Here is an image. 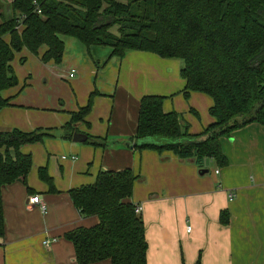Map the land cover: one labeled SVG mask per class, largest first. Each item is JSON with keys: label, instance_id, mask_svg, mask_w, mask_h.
<instances>
[{"label": "crops", "instance_id": "0c3cea01", "mask_svg": "<svg viewBox=\"0 0 264 264\" xmlns=\"http://www.w3.org/2000/svg\"><path fill=\"white\" fill-rule=\"evenodd\" d=\"M63 37L62 63L59 69L50 66L43 87L33 91L24 82L21 89L1 93L9 105L0 110V132L49 129L55 137L20 149L32 159L26 178L31 192L21 181L2 188L0 264H76L64 235L98 220L82 217L68 192L93 184L99 171L124 169L137 176L129 202L142 208L146 264H264V127L252 123L220 139L227 160L223 168L212 159L198 166L171 152L132 150L124 142L135 135L142 97H164L163 112L181 114L189 135L213 123L208 114L212 99L197 92L185 98V82L172 60L138 51L110 58L108 47L86 49ZM59 80L69 81L68 95L49 92V85L65 87ZM92 93L89 114L73 127L78 134L110 142L104 148L63 137L70 114L86 106ZM39 168H46L53 192L39 180ZM34 195L45 213L28 203ZM222 212L227 224L220 221Z\"/></svg>", "mask_w": 264, "mask_h": 264}, {"label": "trees", "instance_id": "16d2710c", "mask_svg": "<svg viewBox=\"0 0 264 264\" xmlns=\"http://www.w3.org/2000/svg\"><path fill=\"white\" fill-rule=\"evenodd\" d=\"M60 36L74 38L87 49L108 47L110 58L138 51L178 59L184 97L197 92L212 99L208 113L213 123L189 135L181 114L163 112L164 97H142L135 135L124 142L132 150L171 152L198 166L212 159L223 168L227 160L220 139L252 123L264 127V0H0V110L9 105L1 93L18 83L10 65L15 54L26 49L38 55L44 47L40 60L58 65L64 53ZM94 95L70 114L63 137L72 139L73 124L84 122ZM84 136L83 143L93 147L110 144ZM52 137L49 129L0 132V239L2 188L21 181L31 192L26 178L32 159L20 149ZM38 178L54 191L46 168L38 169ZM136 179L129 169L99 171L93 184L68 192L82 217L98 220L92 227L65 233L76 264H146L144 224L129 202ZM227 219L222 212L221 223L227 224Z\"/></svg>", "mask_w": 264, "mask_h": 264}, {"label": "rangeland", "instance_id": "374dc122", "mask_svg": "<svg viewBox=\"0 0 264 264\" xmlns=\"http://www.w3.org/2000/svg\"><path fill=\"white\" fill-rule=\"evenodd\" d=\"M7 2L11 0H5ZM64 39H70L71 41H76V43H79V45H82L77 40H72L73 38L64 36ZM69 41V40H68ZM85 47L84 45H82ZM86 48V47H85ZM87 49V48H86ZM40 51L38 55H33L29 53L26 49H22L20 52L16 53L14 56V59L10 63L14 74L18 80L17 86L19 85L18 89H21L24 86V82H26L27 85H29V88L33 91H36L38 87H43L42 78L49 74L50 72V66L54 67L56 66V69L60 68V64H54L53 62H47L43 63L40 60ZM38 57V58H37ZM172 60L174 63H176V70H179V68L182 67V61L178 59H169ZM58 66V68H57ZM60 71V70H59ZM59 73V72H58ZM178 73V71H176ZM60 85L65 86L63 89L58 87H54V85H49L47 88H49V92H57L60 91L63 96H66L69 94V81L67 80H59ZM16 86V87H17ZM25 88H28L25 86ZM46 88V89H47ZM46 89L44 91H46ZM38 90V89H37ZM209 114V113H208ZM158 141H162L161 139H157Z\"/></svg>", "mask_w": 264, "mask_h": 264}, {"label": "built area", "instance_id": "2783aa9c", "mask_svg": "<svg viewBox=\"0 0 264 264\" xmlns=\"http://www.w3.org/2000/svg\"><path fill=\"white\" fill-rule=\"evenodd\" d=\"M34 3H35V2H34ZM37 13L39 14L40 11L37 10ZM21 20H22V17H20V18L18 19V23H19ZM16 28H18V27H16ZM73 72H74V71H72V72L69 74V77H73ZM215 173L217 174L218 171H215ZM233 197H234V195H233V194H230V195L228 196V199L231 201V200H233ZM28 203H29L30 205H32V206H35V205L38 206V208L40 209V211H41L42 213H45V212H46V207H45V205L42 203V201L40 200V198H39L37 195H34V196L30 197ZM141 210H142V208H141L140 205H135V206H134V211H135L136 214H140ZM43 244H44L45 246H48V245H49V241H44Z\"/></svg>", "mask_w": 264, "mask_h": 264}, {"label": "water", "instance_id": "95a60500", "mask_svg": "<svg viewBox=\"0 0 264 264\" xmlns=\"http://www.w3.org/2000/svg\"><path fill=\"white\" fill-rule=\"evenodd\" d=\"M85 136L84 135H81V134H78V133H74L73 136H72V141L73 142H84L85 141Z\"/></svg>", "mask_w": 264, "mask_h": 264}]
</instances>
